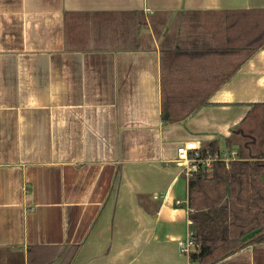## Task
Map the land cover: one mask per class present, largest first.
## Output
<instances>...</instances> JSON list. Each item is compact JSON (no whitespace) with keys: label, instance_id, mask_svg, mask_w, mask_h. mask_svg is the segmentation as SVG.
I'll list each match as a JSON object with an SVG mask.
<instances>
[{"label":"crops","instance_id":"obj_1","mask_svg":"<svg viewBox=\"0 0 264 264\" xmlns=\"http://www.w3.org/2000/svg\"><path fill=\"white\" fill-rule=\"evenodd\" d=\"M237 10L264 11V0H0V264H27L29 246L74 245L73 264H192L180 245L200 166L188 175L177 147L264 156L243 130L264 113V49L167 125L159 45L181 13ZM156 13L172 16L153 49L102 47L87 33L109 22L124 34L136 14L149 24ZM217 264H264V243Z\"/></svg>","mask_w":264,"mask_h":264},{"label":"trees","instance_id":"obj_2","mask_svg":"<svg viewBox=\"0 0 264 264\" xmlns=\"http://www.w3.org/2000/svg\"><path fill=\"white\" fill-rule=\"evenodd\" d=\"M172 14L156 13L148 24L141 14L128 21L124 34L89 29L102 47L118 43L131 51L153 49ZM161 39V116L167 125L188 120L264 49V11L181 13ZM150 26L154 34L142 32ZM109 46V45H106ZM230 146L234 140H227ZM208 148L219 152L218 142ZM205 157V156H204ZM190 220L196 242L192 264H217L252 244L264 243V156L226 164L214 161L189 179ZM214 192V193H213ZM74 245L29 246L27 264H73Z\"/></svg>","mask_w":264,"mask_h":264},{"label":"built area","instance_id":"obj_3","mask_svg":"<svg viewBox=\"0 0 264 264\" xmlns=\"http://www.w3.org/2000/svg\"><path fill=\"white\" fill-rule=\"evenodd\" d=\"M178 151V164L185 168L188 175L194 172L193 166L205 165L211 167V163L214 161H221L228 164L231 161L238 159V152L224 151L212 153L210 149L202 151L199 145L195 142L183 143L177 147ZM205 156V157H204ZM193 221H190V226L192 227ZM188 238L181 243L180 251L190 258L193 253L196 242L194 239V233L192 229L189 232Z\"/></svg>","mask_w":264,"mask_h":264},{"label":"rangeland","instance_id":"obj_4","mask_svg":"<svg viewBox=\"0 0 264 264\" xmlns=\"http://www.w3.org/2000/svg\"><path fill=\"white\" fill-rule=\"evenodd\" d=\"M110 28V26H109ZM103 33L106 31L104 29V27H102ZM89 33V31L87 32ZM90 34V33H89ZM106 45H119L118 43H112V42H105ZM260 117H264V113L263 112H255L254 114H252L251 119L249 120L250 122L248 124H245L243 126V130L246 131V134L248 136V139H245V143H250V147L253 149V154L254 156L256 154H258L259 152H263L264 151V140L260 139V142L257 144H254V137L256 136H261L263 137L264 135V123H262V121L260 120ZM260 138V137H259ZM264 138V137H263Z\"/></svg>","mask_w":264,"mask_h":264}]
</instances>
